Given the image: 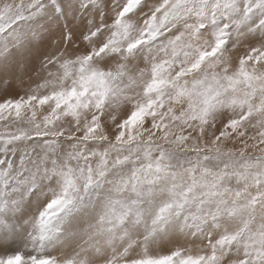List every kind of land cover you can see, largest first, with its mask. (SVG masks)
Segmentation results:
<instances>
[{"label": "snow or ice", "instance_id": "6c2138e0", "mask_svg": "<svg viewBox=\"0 0 264 264\" xmlns=\"http://www.w3.org/2000/svg\"><path fill=\"white\" fill-rule=\"evenodd\" d=\"M0 264H264V0H0Z\"/></svg>", "mask_w": 264, "mask_h": 264}]
</instances>
